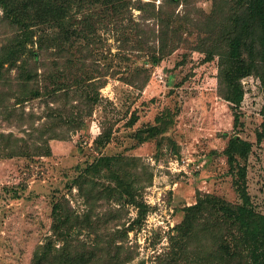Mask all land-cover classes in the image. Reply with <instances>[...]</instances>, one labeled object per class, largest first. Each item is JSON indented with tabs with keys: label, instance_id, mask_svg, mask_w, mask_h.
Segmentation results:
<instances>
[{
	"label": "rangeland",
	"instance_id": "rangeland-1",
	"mask_svg": "<svg viewBox=\"0 0 264 264\" xmlns=\"http://www.w3.org/2000/svg\"><path fill=\"white\" fill-rule=\"evenodd\" d=\"M133 1L121 15H107L109 24L99 29L98 20H89L95 30L88 37L82 35L81 12L79 34L70 36L68 45L56 47L45 38V48L28 46L37 53L34 59L26 56L34 71L27 88L18 67L3 72L0 264H32L34 250L48 237L60 244L53 235V205L63 198L74 209L75 223L88 207L104 215L99 232L105 226L122 230L136 218L137 206L111 190L110 172L98 169L103 156L118 159L114 167L123 170L126 183L137 188V199L148 205L123 240L116 235L122 254L131 256L124 264H175V258L184 264L179 254L185 243L190 252L185 255L194 260L197 243L207 241L178 238L174 228L198 192L241 203L243 186L254 210L264 214V133L257 139L264 126L260 80L253 74L241 77L242 100L233 105L218 92V56L207 60L206 51L195 47L206 37L203 22L218 0H143L152 1L148 6L157 12L190 18L178 34L165 35L162 54L155 15L142 18L145 11ZM99 10L102 6L95 5L96 15ZM4 24L0 50L10 34ZM36 87L39 93L30 94ZM24 92L28 98L20 101ZM88 95L96 98L93 103ZM161 122L164 133L150 135L149 128ZM103 131L109 137L96 142ZM233 135L251 146L230 165L223 150ZM79 182L98 188L102 197L87 199L91 192ZM79 234L86 241L96 235L84 229Z\"/></svg>",
	"mask_w": 264,
	"mask_h": 264
},
{
	"label": "trees",
	"instance_id": "trees-1",
	"mask_svg": "<svg viewBox=\"0 0 264 264\" xmlns=\"http://www.w3.org/2000/svg\"><path fill=\"white\" fill-rule=\"evenodd\" d=\"M130 1L0 0V25L5 23L4 25L10 26L8 28L10 34L0 50V81L5 69L18 67V77L24 82L23 87L27 88V81L32 79L34 71L28 67L30 64L26 56L29 55L34 59L37 53L28 46L36 44L40 48H45L47 46L44 42L45 38H51L56 47H60V43H62L61 47L68 45L70 36L79 34L76 25L81 19L77 15L81 12L83 14L81 20L84 21V25L86 24L82 35L88 37L95 30V25H91L93 21L89 23V20H98L99 29L102 25L109 24L111 18H107V15L112 11L116 15H121ZM151 2L134 0L133 4L137 9L145 11L142 18L147 19L149 15H155L160 25L158 38H160L162 54L165 49V42L162 39H165V35L170 32L178 34L184 23H190V18L178 14L173 16L172 12L169 14L162 13L161 10L157 12L154 6H148V4L153 5ZM166 2L173 3L179 0H166ZM98 4L102 6V10L96 15L93 9ZM203 26L206 37H202L195 47L206 51L207 60L212 59L213 55L218 56L219 94L233 105H239L243 96L240 79L247 74H253L259 78L264 95V0H218L210 14L205 16ZM56 29L58 32L55 31ZM145 41L146 39L142 38L139 43L143 44ZM80 79L82 78H79V81ZM90 79H86V83H90ZM29 93L39 92L36 87L30 89ZM24 94L26 96H22L20 101L28 98V94L25 92ZM88 98L92 103L96 99L93 95H88ZM261 113L264 116V103ZM237 122L238 115L234 113V124ZM165 127L161 122L159 126L149 128V133L150 135L164 133ZM263 133L264 126L263 132L257 135L258 140ZM109 135V131L101 132L96 142L106 140ZM170 144L174 147L173 142ZM250 146V142L237 135L230 137L223 150L228 163L232 165L237 155L246 156ZM117 160L112 156H103L98 160V169L101 167L99 170L110 172V178L115 183L111 190L124 194L129 203L137 206L136 218L122 230L117 228L108 231L109 228L105 226L99 232L102 229L100 222L103 221L104 215L94 213L90 206L91 208L88 207L83 212L84 221L79 218L75 223L72 220L74 209L72 210L68 201L63 198L53 205V235L60 244L56 245L50 237L46 238L34 250L32 264H124L131 258L130 255L122 254L124 245L122 241L117 242L116 235L123 240L135 222L146 215L148 205L137 199V188L126 183L123 170L114 167ZM238 170L239 174L244 176L245 168L241 166ZM79 186L90 190L91 194L86 197L87 199L98 200L102 197V193H99L98 188H94L93 185L87 187L79 182ZM239 192L241 203H231L211 193L198 192L195 203L185 207L183 219L174 228L175 236L187 237L196 242L205 238L207 243H200L202 246L197 243L196 249L199 253L194 256V260H188L185 255L190 253L185 243L181 248L183 253L179 254L180 258L186 260L184 264H264V214L254 210L245 187L240 186ZM75 217L78 218L77 215ZM82 229L89 236L96 235L87 241L81 239L79 231ZM201 235L203 237H200ZM192 255L195 253L192 252ZM174 260L177 264V259Z\"/></svg>",
	"mask_w": 264,
	"mask_h": 264
}]
</instances>
